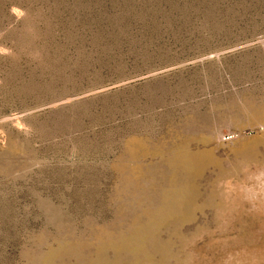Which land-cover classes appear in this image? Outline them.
Returning <instances> with one entry per match:
<instances>
[{
  "label": "rangeland",
  "instance_id": "374dc122",
  "mask_svg": "<svg viewBox=\"0 0 264 264\" xmlns=\"http://www.w3.org/2000/svg\"><path fill=\"white\" fill-rule=\"evenodd\" d=\"M0 264H264V0H0Z\"/></svg>",
  "mask_w": 264,
  "mask_h": 264
}]
</instances>
